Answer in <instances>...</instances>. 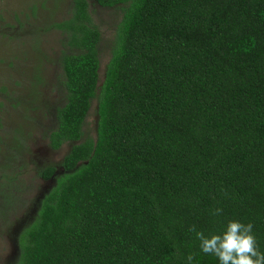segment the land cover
Returning <instances> with one entry per match:
<instances>
[{
  "label": "trees",
  "instance_id": "1",
  "mask_svg": "<svg viewBox=\"0 0 264 264\" xmlns=\"http://www.w3.org/2000/svg\"><path fill=\"white\" fill-rule=\"evenodd\" d=\"M95 1L124 5L99 93L88 0L53 24L68 51L49 144L72 145L62 172L38 171L54 184L14 264H219L189 228L230 219L251 222L264 252V0ZM96 96L97 138L83 139Z\"/></svg>",
  "mask_w": 264,
  "mask_h": 264
},
{
  "label": "rangeland",
  "instance_id": "2",
  "mask_svg": "<svg viewBox=\"0 0 264 264\" xmlns=\"http://www.w3.org/2000/svg\"><path fill=\"white\" fill-rule=\"evenodd\" d=\"M88 2L101 31L99 93L124 5ZM72 3L0 0V264H14L19 252L16 235L35 217L38 203L54 184V179L45 180L38 171L54 164L62 172L60 164L72 145L53 150L49 144L57 108L65 102L60 58L68 51L63 32L53 24L70 16ZM98 104L96 96L83 139L97 138ZM4 193H9L5 196L9 205L2 199Z\"/></svg>",
  "mask_w": 264,
  "mask_h": 264
},
{
  "label": "clouds",
  "instance_id": "3",
  "mask_svg": "<svg viewBox=\"0 0 264 264\" xmlns=\"http://www.w3.org/2000/svg\"><path fill=\"white\" fill-rule=\"evenodd\" d=\"M225 196L227 192L221 189ZM221 208L214 209L211 214L219 216ZM199 241L200 251L218 259L219 264H264V252L259 248L258 240L251 222L240 219H230L221 230L206 234L197 230L195 225L189 228ZM194 260V254L187 256L189 264Z\"/></svg>",
  "mask_w": 264,
  "mask_h": 264
}]
</instances>
